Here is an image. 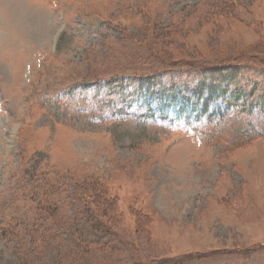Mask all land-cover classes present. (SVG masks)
Segmentation results:
<instances>
[{
	"label": "rangeland",
	"instance_id": "rangeland-1",
	"mask_svg": "<svg viewBox=\"0 0 264 264\" xmlns=\"http://www.w3.org/2000/svg\"><path fill=\"white\" fill-rule=\"evenodd\" d=\"M0 264H264V0H0Z\"/></svg>",
	"mask_w": 264,
	"mask_h": 264
}]
</instances>
